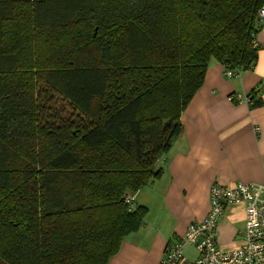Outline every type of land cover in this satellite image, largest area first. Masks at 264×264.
Here are the masks:
<instances>
[{"label": "trees", "instance_id": "16d2710c", "mask_svg": "<svg viewBox=\"0 0 264 264\" xmlns=\"http://www.w3.org/2000/svg\"><path fill=\"white\" fill-rule=\"evenodd\" d=\"M263 6L0 0V264H106L142 222L127 198L160 173L210 60L254 68ZM42 84L78 117L40 104Z\"/></svg>", "mask_w": 264, "mask_h": 264}, {"label": "crops", "instance_id": "0c3cea01", "mask_svg": "<svg viewBox=\"0 0 264 264\" xmlns=\"http://www.w3.org/2000/svg\"><path fill=\"white\" fill-rule=\"evenodd\" d=\"M255 40L256 64L239 76L226 77L221 63L210 60L202 85L181 114L180 134L155 167L160 173L133 196L135 206L145 208L142 222L106 264H159L167 244L207 214L211 184L264 185V19ZM253 91L259 106L228 99ZM244 210L243 203L232 204L219 219L222 250L241 244ZM183 250L187 259L196 258L193 246Z\"/></svg>", "mask_w": 264, "mask_h": 264}, {"label": "built area", "instance_id": "2783aa9c", "mask_svg": "<svg viewBox=\"0 0 264 264\" xmlns=\"http://www.w3.org/2000/svg\"><path fill=\"white\" fill-rule=\"evenodd\" d=\"M258 17L264 19V6L259 10ZM222 67L223 74L228 78L243 72L241 68ZM228 99L251 104L248 95L231 94ZM127 202L133 205V197L127 198ZM235 203L245 205L241 244L233 250L224 251L218 245L217 223L225 209ZM185 245L195 248L196 258L190 260L185 257ZM159 264H264V185L211 184L207 214L200 221L190 223L180 238L167 244Z\"/></svg>", "mask_w": 264, "mask_h": 264}, {"label": "rangeland", "instance_id": "374dc122", "mask_svg": "<svg viewBox=\"0 0 264 264\" xmlns=\"http://www.w3.org/2000/svg\"><path fill=\"white\" fill-rule=\"evenodd\" d=\"M41 60V59H40ZM43 62L40 63V67L44 70L46 67H50V63L45 62V60L42 58ZM45 71V70H44ZM36 75H41L40 73H36ZM42 92V103H49L53 109L51 111V114H55L60 117H66L70 121L75 120L74 117H78V112L74 109V107L71 105V103L64 97H62L60 94H58L55 91H52L53 89L50 87V85L42 84L39 86ZM43 105V104H42ZM42 109H45V106L42 107ZM65 118V119H66ZM65 121V120H63ZM78 122V121H77ZM83 125H85V118L82 119Z\"/></svg>", "mask_w": 264, "mask_h": 264}]
</instances>
